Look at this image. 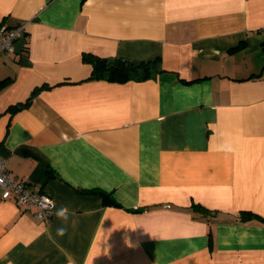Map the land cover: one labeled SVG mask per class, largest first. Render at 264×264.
<instances>
[{"label":"crops","instance_id":"0c3cea01","mask_svg":"<svg viewBox=\"0 0 264 264\" xmlns=\"http://www.w3.org/2000/svg\"><path fill=\"white\" fill-rule=\"evenodd\" d=\"M25 21L0 157L54 209L0 190V264H264V0H0Z\"/></svg>","mask_w":264,"mask_h":264},{"label":"built area","instance_id":"2783aa9c","mask_svg":"<svg viewBox=\"0 0 264 264\" xmlns=\"http://www.w3.org/2000/svg\"><path fill=\"white\" fill-rule=\"evenodd\" d=\"M26 25L27 21L13 27L0 25V55L16 50L15 44L25 34ZM0 190L1 198L8 199L13 196L26 210L35 208L34 216L38 220H43L45 215L53 213V199L39 187L32 189L25 181L15 179L6 169L4 157H0Z\"/></svg>","mask_w":264,"mask_h":264},{"label":"trees","instance_id":"16d2710c","mask_svg":"<svg viewBox=\"0 0 264 264\" xmlns=\"http://www.w3.org/2000/svg\"><path fill=\"white\" fill-rule=\"evenodd\" d=\"M89 60L94 65L91 74L92 78H103L117 81L129 80L135 75L137 70H141L144 75H147L150 68L154 67L156 61V59L148 60L134 65L124 59L117 58L113 64L107 65L105 60L98 57H89Z\"/></svg>","mask_w":264,"mask_h":264},{"label":"clouds","instance_id":"9594fccd","mask_svg":"<svg viewBox=\"0 0 264 264\" xmlns=\"http://www.w3.org/2000/svg\"><path fill=\"white\" fill-rule=\"evenodd\" d=\"M60 216H64L65 215V211L62 210L60 213H59ZM61 234H62V230H61Z\"/></svg>","mask_w":264,"mask_h":264}]
</instances>
